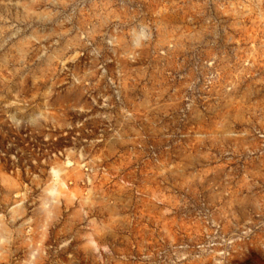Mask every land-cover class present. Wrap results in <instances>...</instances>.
Instances as JSON below:
<instances>
[{
    "label": "rangeland",
    "instance_id": "rangeland-1",
    "mask_svg": "<svg viewBox=\"0 0 264 264\" xmlns=\"http://www.w3.org/2000/svg\"><path fill=\"white\" fill-rule=\"evenodd\" d=\"M0 264H264V0H0Z\"/></svg>",
    "mask_w": 264,
    "mask_h": 264
}]
</instances>
